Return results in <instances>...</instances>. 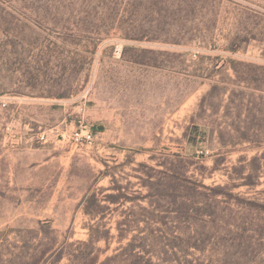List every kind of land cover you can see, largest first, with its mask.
I'll list each match as a JSON object with an SVG mask.
<instances>
[{"label":"rangeland","instance_id":"rangeland-1","mask_svg":"<svg viewBox=\"0 0 264 264\" xmlns=\"http://www.w3.org/2000/svg\"><path fill=\"white\" fill-rule=\"evenodd\" d=\"M131 242L264 264V0H0V264Z\"/></svg>","mask_w":264,"mask_h":264},{"label":"trees","instance_id":"trees-1","mask_svg":"<svg viewBox=\"0 0 264 264\" xmlns=\"http://www.w3.org/2000/svg\"><path fill=\"white\" fill-rule=\"evenodd\" d=\"M100 238L95 237L94 235H92V243H94L95 241H99ZM127 249L130 251L131 255H130V259H133L134 261L129 259V262L131 264H192L191 261H189L187 259V261H181V260H166V261H156L154 258V253H149L150 256H146V254L144 253L146 247L144 245L139 246V245H135L133 242L129 243ZM166 253L169 252V250L167 249V251H165ZM135 258V259H134ZM98 258H94L90 260V264H108L109 262L113 261V258L111 259H107L105 261H102L101 263H98Z\"/></svg>","mask_w":264,"mask_h":264},{"label":"built area","instance_id":"built-area-1","mask_svg":"<svg viewBox=\"0 0 264 264\" xmlns=\"http://www.w3.org/2000/svg\"><path fill=\"white\" fill-rule=\"evenodd\" d=\"M42 138L45 139V135ZM69 140L76 146H93L96 142V135L91 127L82 124L79 129L71 132Z\"/></svg>","mask_w":264,"mask_h":264},{"label":"water","instance_id":"water-1","mask_svg":"<svg viewBox=\"0 0 264 264\" xmlns=\"http://www.w3.org/2000/svg\"><path fill=\"white\" fill-rule=\"evenodd\" d=\"M100 129H103V128H100Z\"/></svg>","mask_w":264,"mask_h":264}]
</instances>
